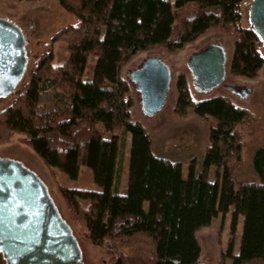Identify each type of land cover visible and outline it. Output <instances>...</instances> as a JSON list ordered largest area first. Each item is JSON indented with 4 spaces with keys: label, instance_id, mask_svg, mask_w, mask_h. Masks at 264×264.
<instances>
[{
    "label": "trees",
    "instance_id": "16d2710c",
    "mask_svg": "<svg viewBox=\"0 0 264 264\" xmlns=\"http://www.w3.org/2000/svg\"><path fill=\"white\" fill-rule=\"evenodd\" d=\"M242 1L59 0L78 21L56 31L50 43H66L69 58L55 65L54 52L45 50L0 110V144L18 134L72 179L82 166L93 171L99 189L60 185L59 192L73 223L104 249L106 264H209L200 259L197 231L232 205L233 231L238 217L244 219L240 251L234 254L230 244L231 262L218 264H264V145L254 150L253 173L239 171L245 144L239 126L254 119L252 111L223 94L194 99L180 74L174 112L207 118L209 139L184 177L182 160L156 153L155 135L134 116L135 98L122 73L140 52L176 53L221 28L235 36L231 75L258 77L264 43L252 26L239 25ZM175 8L183 16L176 40ZM89 55L97 58L93 76L83 79ZM128 140L123 193L119 182Z\"/></svg>",
    "mask_w": 264,
    "mask_h": 264
},
{
    "label": "rangeland",
    "instance_id": "374dc122",
    "mask_svg": "<svg viewBox=\"0 0 264 264\" xmlns=\"http://www.w3.org/2000/svg\"><path fill=\"white\" fill-rule=\"evenodd\" d=\"M251 3L252 0L242 1V19L239 25L251 27L249 11ZM191 6H195V4L192 3ZM174 15L175 22L172 39L176 40L180 38L182 32L183 16L181 9L175 8ZM0 17L12 20L24 32L28 66L23 79L28 75L32 63L45 50L54 52L53 63L55 65L63 64L69 58L70 51L66 43L63 41L50 43L56 31L78 21V17L66 11L59 0H0ZM234 41L235 36L233 33L221 28H212L198 40L188 44L184 49L176 53H170L164 48L146 50L138 53L123 68V76L128 80L131 94L135 98L134 116L140 119L155 135V151L157 154L189 162L193 156L202 153L209 142L207 118L194 112L184 118L174 112L178 96L177 82L180 74H183L194 99L198 100L223 94L232 98L236 104L252 111L254 119L250 123L239 126L244 132L245 140L243 149L244 162L241 164L239 171L241 175L253 173L252 156L254 150L258 146L264 145V70L256 78L234 76L228 70L226 79L222 84L212 90L202 91L195 85L192 71L188 65V60L193 53L206 48L210 44H222L225 47L229 62L234 51ZM262 51L264 53V45L262 46ZM151 56L161 58L169 66L171 83L164 106L158 112L147 114L142 105L140 91L131 78V71L140 67ZM96 59L94 55L88 56L82 74L83 79L92 78ZM234 83L250 86L253 91L248 98H242L235 95L228 88L227 84ZM18 86L17 88L20 87ZM13 97V95L0 97V110L8 106L12 102ZM209 120L211 121L212 119ZM0 157L22 163L44 182L59 211L70 223L78 240L81 249V264H106L108 256L104 249L87 239L83 233V228L73 223L59 192L60 185L99 189V185L95 182L93 171L87 166H82L79 176L72 179L59 167L48 165L32 147L20 140V135L18 134L14 135L10 142L0 144ZM199 159L201 161L202 157ZM129 167L130 140H128L125 148L119 190L124 188L125 177H129ZM126 192L127 188L123 193ZM230 215H227L225 219H215L214 224L211 223V225L204 226L197 231L201 246V260L209 264H218L221 260L231 262V258L227 255L230 244H233V253H239L244 219L242 216L240 219L238 218L236 230L233 231L232 217ZM5 263L6 260L0 252V264Z\"/></svg>",
    "mask_w": 264,
    "mask_h": 264
},
{
    "label": "water",
    "instance_id": "95a60500",
    "mask_svg": "<svg viewBox=\"0 0 264 264\" xmlns=\"http://www.w3.org/2000/svg\"><path fill=\"white\" fill-rule=\"evenodd\" d=\"M251 26L264 43V0H252ZM195 85L209 91L222 84L228 70L225 47L210 44L188 60ZM28 56L22 28L0 17V97L11 95L26 73ZM144 111L158 112L170 90L169 66L148 57L131 71ZM242 98L253 89L227 84ZM0 252L5 264H81V249L70 223L62 216L44 182L22 163L0 157Z\"/></svg>",
    "mask_w": 264,
    "mask_h": 264
},
{
    "label": "crops",
    "instance_id": "0c3cea01",
    "mask_svg": "<svg viewBox=\"0 0 264 264\" xmlns=\"http://www.w3.org/2000/svg\"><path fill=\"white\" fill-rule=\"evenodd\" d=\"M188 171H189V162H185V161H183V175H184V177H187V175H188ZM127 186H128V178L127 177H125V185H124V188L123 189H121L120 191L121 192H123L126 188H127ZM146 207L148 206V203L146 202ZM233 211H234V206L232 205L231 207H230V211H229V213H227V214H225V215H223L222 213H219L220 214V216L219 217H216L215 219L216 220H218V218H222V219H225L226 217H227V215H230L231 217H232V213H233ZM239 219L241 218V216H239L238 217ZM215 219L213 220V222H212V224H214L215 223ZM224 221V220H223ZM222 221V222H223Z\"/></svg>",
    "mask_w": 264,
    "mask_h": 264
}]
</instances>
